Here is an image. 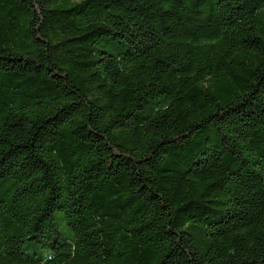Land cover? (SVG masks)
Segmentation results:
<instances>
[{"label": "trees", "instance_id": "1", "mask_svg": "<svg viewBox=\"0 0 264 264\" xmlns=\"http://www.w3.org/2000/svg\"><path fill=\"white\" fill-rule=\"evenodd\" d=\"M0 264H264V0H0Z\"/></svg>", "mask_w": 264, "mask_h": 264}]
</instances>
